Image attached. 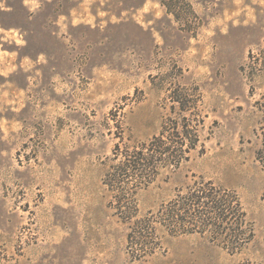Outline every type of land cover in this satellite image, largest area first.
I'll return each instance as SVG.
<instances>
[{"label":"rangeland","instance_id":"obj_1","mask_svg":"<svg viewBox=\"0 0 264 264\" xmlns=\"http://www.w3.org/2000/svg\"><path fill=\"white\" fill-rule=\"evenodd\" d=\"M169 118L196 139L129 179L160 242L139 259L104 178ZM263 134L264 0H0V264H264ZM199 187L223 229L169 235Z\"/></svg>","mask_w":264,"mask_h":264},{"label":"trees","instance_id":"obj_2","mask_svg":"<svg viewBox=\"0 0 264 264\" xmlns=\"http://www.w3.org/2000/svg\"><path fill=\"white\" fill-rule=\"evenodd\" d=\"M179 98L182 102V97ZM192 138L196 139L194 131L188 130L187 125L180 130L174 120L169 118L163 123L158 135L153 136L147 143L141 144L138 149L126 151L125 154L121 153L119 163L113 166L112 170L107 171L105 175L106 185L113 188L116 186L119 192V196L115 198L113 205L115 210L119 211L123 222L128 224L127 243L131 249V254L139 257V259L153 253L160 242L153 237L155 230H153L154 226L150 223V219H147L146 216H139L135 199L133 200L131 195L127 197L124 195L128 193L125 191L126 188L130 187L129 179L134 178L137 188H140L147 186L153 180L158 167L175 168L182 160L187 159L186 153L192 148V146L187 145V142ZM221 192L222 194H220ZM227 197L228 194L225 190L215 191L209 187L190 190L181 196L182 203L178 206H175V200H170L165 205H161L160 217L158 218L160 220L157 219V221H163L171 236L193 232L204 233L208 227H210L211 233L218 235V231L223 229V224L227 221L231 209V203ZM243 215L240 212V217ZM174 218H177L178 221L176 227L172 222ZM187 219L197 223H191L192 226L189 228L185 226ZM209 219L214 220L211 222ZM241 232L243 233V231ZM231 244H233L232 241ZM239 245L241 243L237 244V246Z\"/></svg>","mask_w":264,"mask_h":264}]
</instances>
